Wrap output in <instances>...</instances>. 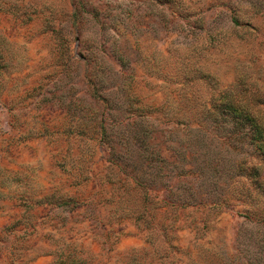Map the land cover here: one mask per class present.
<instances>
[{
	"label": "rangeland",
	"instance_id": "obj_1",
	"mask_svg": "<svg viewBox=\"0 0 264 264\" xmlns=\"http://www.w3.org/2000/svg\"><path fill=\"white\" fill-rule=\"evenodd\" d=\"M228 91L264 114V0H0V264H264Z\"/></svg>",
	"mask_w": 264,
	"mask_h": 264
},
{
	"label": "trees",
	"instance_id": "obj_2",
	"mask_svg": "<svg viewBox=\"0 0 264 264\" xmlns=\"http://www.w3.org/2000/svg\"><path fill=\"white\" fill-rule=\"evenodd\" d=\"M231 95V96H229ZM221 98V104L223 114L229 116L234 126L247 127L251 132V140L259 149L264 159V114L257 111L252 105L251 100L239 99L232 95V92L228 91ZM255 102V99H254ZM259 167H252L253 172H258ZM63 264H78L77 259L68 258L64 260ZM81 264H83L81 262Z\"/></svg>",
	"mask_w": 264,
	"mask_h": 264
}]
</instances>
